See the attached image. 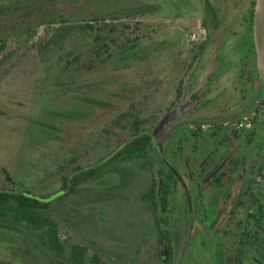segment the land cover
Here are the masks:
<instances>
[{
	"label": "rangeland",
	"instance_id": "1",
	"mask_svg": "<svg viewBox=\"0 0 264 264\" xmlns=\"http://www.w3.org/2000/svg\"><path fill=\"white\" fill-rule=\"evenodd\" d=\"M13 1L19 10L0 15V189L50 203L60 239L84 246L85 264H155L145 160L102 162L136 125L149 131L163 117L204 40L202 0ZM78 2L82 18L49 23ZM83 25L93 30L77 34ZM61 26L77 36L41 50ZM76 168L96 177L74 185ZM38 236L0 229V264H59Z\"/></svg>",
	"mask_w": 264,
	"mask_h": 264
},
{
	"label": "flooded vegetation",
	"instance_id": "2",
	"mask_svg": "<svg viewBox=\"0 0 264 264\" xmlns=\"http://www.w3.org/2000/svg\"><path fill=\"white\" fill-rule=\"evenodd\" d=\"M202 2L199 51L161 120L141 131L152 189L153 257L155 264H264L257 0Z\"/></svg>",
	"mask_w": 264,
	"mask_h": 264
},
{
	"label": "trees",
	"instance_id": "3",
	"mask_svg": "<svg viewBox=\"0 0 264 264\" xmlns=\"http://www.w3.org/2000/svg\"><path fill=\"white\" fill-rule=\"evenodd\" d=\"M5 4L4 8H0V15L10 12H17L19 10L18 5L13 4V0H2ZM7 1H9L8 6ZM53 2L50 4L52 5ZM82 2H78L77 8H72L71 5H66L64 14L53 16L49 23L66 24L73 19L82 18L85 13L81 9ZM74 14L71 17L70 14ZM47 16V15H45ZM115 16H111V19L115 21ZM102 20V19H100ZM104 20V19H103ZM21 21V20H20ZM91 22L99 21V18H91ZM106 27V26H105ZM89 30H93L91 25H83L79 27L78 33L75 28L71 26H61L57 28L52 36L51 40L44 45L41 50L44 52H53L56 48H61V45L66 42L71 35L81 36L86 35ZM99 32L106 31L105 28L98 30ZM110 32H113V27H110ZM77 33V34H75ZM99 38L97 34L94 38L95 41ZM7 37H1L0 39V55L5 48ZM106 47V46H105ZM40 50V51H41ZM139 125L134 127V131L127 142L122 147L115 150L112 158L105 162L106 164L132 162L137 160H143L146 155L147 142L144 141L146 136L141 134L138 129ZM111 153V154H112ZM80 169H75L74 177L71 178V183L81 184L96 177L97 170H88L79 172ZM5 180L8 183H12L8 175H5ZM66 181H64L63 189L66 188ZM152 189H147L142 196V201L149 205L148 201L151 197ZM50 203L45 202L43 197H34L29 193H15L13 190L0 189V229L1 230H15L16 226H23L27 230L34 232H42L41 243L45 249L53 255V260H59V264H85L87 249L84 246L74 245L67 248L64 242L60 239L59 230L57 224L53 221L49 213ZM67 254V258L63 259V256ZM94 263L98 264L95 259Z\"/></svg>",
	"mask_w": 264,
	"mask_h": 264
},
{
	"label": "water",
	"instance_id": "4",
	"mask_svg": "<svg viewBox=\"0 0 264 264\" xmlns=\"http://www.w3.org/2000/svg\"><path fill=\"white\" fill-rule=\"evenodd\" d=\"M254 29H255L254 38H255V51H256L258 75L264 87V0H257ZM262 100H264V91H263ZM164 124H165V120L160 123V125L157 128V131ZM113 155L114 153L110 154L107 158L103 160L102 163L112 158Z\"/></svg>",
	"mask_w": 264,
	"mask_h": 264
},
{
	"label": "built area",
	"instance_id": "5",
	"mask_svg": "<svg viewBox=\"0 0 264 264\" xmlns=\"http://www.w3.org/2000/svg\"><path fill=\"white\" fill-rule=\"evenodd\" d=\"M242 126L248 128V127L250 126V122H249V121H245V122L242 124Z\"/></svg>",
	"mask_w": 264,
	"mask_h": 264
}]
</instances>
